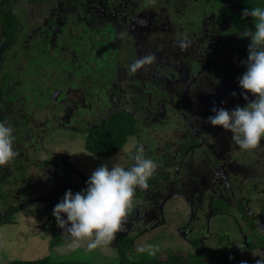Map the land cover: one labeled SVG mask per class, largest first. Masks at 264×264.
Wrapping results in <instances>:
<instances>
[{
  "label": "flooded vegetation",
  "instance_id": "1",
  "mask_svg": "<svg viewBox=\"0 0 264 264\" xmlns=\"http://www.w3.org/2000/svg\"><path fill=\"white\" fill-rule=\"evenodd\" d=\"M0 3L12 11L16 21L12 26L10 21L0 20V120L14 128L17 152L11 163L0 168V225L26 220L55 236L59 230L53 207L66 190L75 193L85 188L59 179V156L53 152L56 141L52 134L61 123L67 127L66 121L82 114V109H92L94 100L89 97L93 92L69 97L75 87L63 84L50 86L45 93L35 89L41 83L33 79L44 75L37 72L40 60L30 48L49 39L54 48L56 32L62 31L59 25L68 22L66 30L72 32L62 44L72 46V52L74 43L78 50L80 44H87L81 52L86 62L91 61V48L107 43L103 47L109 52L107 59L113 61L115 80L104 93L110 107L117 106L134 120L136 133L130 142L140 144L141 136L146 140L150 135L152 142L142 140L143 147L155 158H163L164 169L156 170L147 190L138 189L135 194L150 200L134 207V215L127 218L131 225L137 217H158L162 204L175 196L188 204L187 234H207L202 222L221 215L232 218L246 248L253 243L252 248L264 249V148L243 151L230 140L229 133L206 123L213 106L232 109L246 104L237 81L245 71L241 61L247 58L249 41L239 34L252 24L242 12L264 8V0H26L32 16L45 14L39 24L19 20L4 6L9 0ZM62 9L77 13L80 20L70 16L69 21ZM16 37L22 38L24 49L13 45ZM184 37L189 46L181 49L178 41ZM150 53L155 56L152 64L135 73L129 70L138 58ZM99 58L106 57L100 53ZM126 105H134L128 107L132 113ZM139 107L144 113L142 121L136 117ZM36 110L46 117H38ZM72 125L79 132L98 126L89 122L83 127ZM160 127L163 140L157 134ZM236 173H243L249 181L238 180ZM38 174L44 182L35 189L41 179ZM156 195L162 198L161 204L154 201ZM125 238L132 237L121 240Z\"/></svg>",
  "mask_w": 264,
  "mask_h": 264
},
{
  "label": "rangeland",
  "instance_id": "2",
  "mask_svg": "<svg viewBox=\"0 0 264 264\" xmlns=\"http://www.w3.org/2000/svg\"><path fill=\"white\" fill-rule=\"evenodd\" d=\"M9 2L10 4H5L4 6H9L15 12V15L19 17V20H26V22L31 21L33 24H39L44 21L43 15L45 14L41 15L42 17L32 16V10L30 6L26 4V0H9ZM80 6H83L82 2L80 3ZM59 7L60 5L58 4V9ZM62 10H64V14L67 15V19L69 21L71 20L70 16H74L75 21L80 20L77 13L74 12V14H72L70 13L71 11H67V9ZM95 13L98 15L97 11ZM30 16H32V18ZM99 18L102 19L103 17L100 16ZM66 24H68V22H63L59 25L62 28V31L61 33L60 31L56 32L58 38L53 44L55 45L54 48L50 45L51 39L46 42L35 41L36 46L30 48L34 50L35 58L40 60L38 62L40 69L37 68V72L44 75L43 78L35 77L33 79H36L41 83L35 89H39V91L40 89L44 90L45 93L52 88L50 86L56 85L58 87H62L63 84L64 86L70 84L75 87V91L70 93L69 97L73 96V98H75L76 96L83 95L85 92H93L90 95L91 98L89 97L90 101H92V99L94 100L91 103L92 109H82V114L76 115L72 120L66 121L67 123L65 124H68L67 127H63V123H61L62 125L59 124L57 133L54 132L52 134L53 141H56V143H54L55 145H52L53 152L59 156V179H61L64 183H71L75 187H83L85 186L91 173L102 163L109 162V166H111V163L115 162L121 164L125 168L131 167L133 160L129 152V146L133 143L129 141L115 155L106 159L98 158L85 149L84 142L86 137L85 134H87V132H79L75 130V127H73L72 124L79 127H83L88 122L98 125L104 118H107L112 112L118 110L117 106L110 107L109 96L104 94L105 90L109 89L111 81H115L114 75L111 73L113 61L107 59V54L109 52L108 50H104L103 47V45H107V43L100 44L97 49H94L93 51L91 48V61L88 62L81 58V52L84 51V46L87 48V44H80V49L83 50L79 51V46L77 43H74V52H72V46L69 44H62L63 41L67 39V35L72 32L71 29L66 30ZM25 25L28 27V23ZM60 34H62L63 38L59 36ZM40 40L41 39H39V41ZM39 44L41 46H39ZM13 45L24 49V44L22 43V38L20 37L15 38ZM47 50L49 51L48 53ZM45 51L47 53L46 56L43 55ZM78 52L80 53L78 54ZM85 53L83 54L85 55ZM100 53L104 54L106 58L100 59ZM50 54H52V56ZM71 54L73 55L70 59ZM66 58H69V60ZM67 71H70L71 75H66V77H64ZM34 76L35 75L31 74V77ZM106 85L108 86L107 88ZM52 94L55 95L54 93ZM126 106L127 111L132 113L128 107H133L134 105ZM59 107L61 109V106ZM137 109L141 112L137 113V110L133 113H137L136 117L142 121L141 117L142 115L144 116L142 108L139 107ZM35 112H37L38 117H42H40L41 119L46 117V114H44V112L41 113L40 110H36ZM151 128L153 129V127ZM54 130H56L55 127L52 131ZM146 130L151 129L146 128ZM163 133L164 130L160 127L159 130H157V134H161L160 140H163ZM47 137L51 140L50 134H47ZM140 139L141 141L139 142L142 144V140H145V136H141ZM152 140L153 138L150 135L146 136L145 141L152 142ZM144 150L146 155H148L147 157L156 162L157 169H164L165 165L162 157L158 156L155 158L147 151V148H144ZM260 151L262 150L260 149ZM63 156L66 157L67 164L71 169L64 167V164L62 163ZM199 165L201 168L203 167L202 164ZM236 174L238 176V180L240 178L241 181H249V178L244 179L243 173ZM248 176H251V174ZM37 178H41L40 174H38ZM40 180L37 181L33 188L37 189L39 186L43 185L44 177ZM32 190L33 189L31 188V192ZM154 199V201L161 204L162 198L159 195H156ZM135 200L138 202H146L150 199L146 196H144V198L135 196ZM261 204L262 203L259 205ZM160 209L162 213H160L158 217L154 216L156 218L153 219H150V217H137V219L133 220L132 225L128 220H126L124 230L117 234L116 240L111 246L102 249L98 248L93 251L86 250V242L82 243V246L79 249L70 251L67 247V241L61 236L62 230L59 228V231L56 234L59 237L56 240V235L53 236L51 232H46L45 230L41 232L33 224L28 223L26 220H23L22 222L17 221L14 224L0 225V262L5 263L12 259H35L53 254L52 252H54L56 253V256L60 258H81L88 260L92 264H117L118 254L116 247L121 239L126 236L132 237L133 239V244L130 249L136 258L148 255L147 253H141L138 251L139 248L148 244L155 245L158 248L156 254H158L157 257L161 260L168 258L172 254L187 256V254L190 253V256H193L195 255L194 247L197 245V242H199L203 247L202 255H198V258L201 259L213 258L216 253L224 250L226 247L228 248L234 246L239 252V264H241L242 261L247 262V264H256V260L259 259L256 255L264 253V249L255 247L247 249L245 247L246 244L241 241L242 238L238 234L237 229H235L236 225L231 217H222L221 215H218V217L214 216L210 221L208 220V222L203 221V225L207 228V230H205L204 226V230L207 234H202L200 232L194 233L195 231L187 234L185 226L190 224V220L187 216L188 204L186 201L179 197H170L166 203L162 204ZM130 215H134L133 211ZM51 240L52 242H54L53 240L56 241L52 246H50Z\"/></svg>",
  "mask_w": 264,
  "mask_h": 264
},
{
  "label": "clouds",
  "instance_id": "3",
  "mask_svg": "<svg viewBox=\"0 0 264 264\" xmlns=\"http://www.w3.org/2000/svg\"><path fill=\"white\" fill-rule=\"evenodd\" d=\"M242 15L250 17L252 24L239 34L249 41L247 58L241 61L245 71L237 81L246 104H237L232 109L213 106L210 110L213 115L207 117L206 123L229 133L230 140L241 150L253 152L264 148V8L244 9ZM178 44L186 49L189 46L187 37ZM154 61V54H147L132 63L129 70L135 73ZM231 95L235 97L237 93L233 91ZM14 140V128L0 120V168L17 156ZM129 152L133 160L131 167L125 168L115 162L111 166L109 162L102 163L91 173L85 188L75 193L66 190L53 207L52 216L70 251L79 249L85 242L87 251L109 247L124 230L128 216L139 203L135 200L137 190H147L157 170L156 162L147 157L142 144L133 143ZM138 251L154 256L158 248L148 244ZM256 256L259 257L256 264H264V253Z\"/></svg>",
  "mask_w": 264,
  "mask_h": 264
},
{
  "label": "trees",
  "instance_id": "4",
  "mask_svg": "<svg viewBox=\"0 0 264 264\" xmlns=\"http://www.w3.org/2000/svg\"><path fill=\"white\" fill-rule=\"evenodd\" d=\"M10 4V2H9ZM0 20L10 21L12 26H15V17L12 11L3 8L0 5ZM13 30L15 28H12ZM136 133L135 122L126 111L116 110L112 112L104 122L98 126L91 127L87 131L84 147L85 149L98 158H109L115 155L122 149ZM64 167L71 169L67 164L66 157H62ZM71 184V183H68ZM82 190V189H80ZM56 240L58 235L55 236ZM51 241L50 246L55 244ZM132 238H125L119 242L116 247L118 254L117 264H239V252L234 246L226 247L224 250L216 253L213 258L201 259L198 255H202L203 247L197 242L194 247V254L188 253L187 256L172 254L168 258L161 260L157 257L158 254L146 255L140 258L134 257L132 254L131 245ZM253 243L247 246V249L253 247ZM45 255L35 259H12L0 264H92L86 259L58 257L56 253Z\"/></svg>",
  "mask_w": 264,
  "mask_h": 264
}]
</instances>
